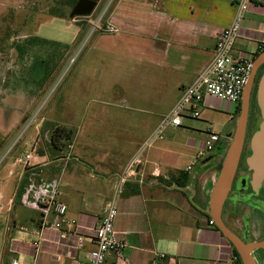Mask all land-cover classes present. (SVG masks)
<instances>
[{"label":"crops","instance_id":"obj_1","mask_svg":"<svg viewBox=\"0 0 264 264\" xmlns=\"http://www.w3.org/2000/svg\"><path fill=\"white\" fill-rule=\"evenodd\" d=\"M239 1L117 0L108 21L118 31L95 35L86 60L82 66L83 60L79 64L85 68L86 81L91 77L99 82L97 88L87 87L86 91L91 95L100 92L121 98L126 97L132 85L135 92L148 99L146 113L156 115L171 110L183 90L212 60L218 36L232 23ZM70 13L69 9L65 15L70 16ZM28 14L31 18L32 13ZM61 14L44 15L61 18ZM28 25L22 28L25 34ZM39 32L40 27L37 37ZM84 32L79 25L70 41L62 42H76L82 39ZM263 39L264 0H255L246 14L235 52L255 59L264 52L260 48ZM117 75L119 78L112 86L105 83L106 77ZM78 76L83 82L80 73ZM96 110L93 112L96 118L104 113ZM237 114L238 104L207 97L198 119L189 116L183 119L182 126L168 127L166 134L170 140L165 139L144 155L147 161L145 183L126 184L118 198L115 230L125 247L121 255L109 252L104 264H234L231 244L209 224L212 219L206 214L218 178L214 170L220 150L217 149L215 156L210 153L198 158L205 142L191 138L184 144L178 137L195 132L208 139L206 131L210 128L214 132L212 125H215L220 127L219 135L223 139L235 127ZM219 118L222 124L216 121ZM45 119L46 123L73 131L74 139L77 137L73 128ZM145 122L142 119L140 126L148 130ZM129 140L133 141L129 154L124 149L103 159L89 156L90 144L76 150L74 141L72 147L66 149L68 152H58L52 159L49 152L39 155L36 171L45 181L60 179V200L67 205V219L75 222L74 225L64 224L62 231L42 230L40 237L33 232L41 229V213L24 207L17 197L24 184V169L15 164L16 158L9 161L0 172V264H13V261L18 264H88L89 253L95 249V230L106 205L142 142V139L135 142L133 135ZM33 141L30 133L27 143ZM25 147L19 151H27ZM154 166L160 168L162 178L186 172L187 187L178 188L174 182V185L160 184L158 178L151 176ZM189 167L192 169L188 170ZM196 167L203 170L201 175L194 172ZM11 177L17 178L18 186L9 194L6 183ZM197 198L201 206L195 203Z\"/></svg>","mask_w":264,"mask_h":264},{"label":"rangeland","instance_id":"obj_2","mask_svg":"<svg viewBox=\"0 0 264 264\" xmlns=\"http://www.w3.org/2000/svg\"><path fill=\"white\" fill-rule=\"evenodd\" d=\"M63 1L65 0H0V29L9 27L5 29L11 30L14 43H18L12 51V61L9 66L5 65V59L0 61L3 62V66L0 67V159L11 147V142L27 116L39 108H41L38 120V124L41 125L40 135H43L44 125L47 122L45 117L73 128L77 133V137L73 140L76 150H83L85 145L90 144V155L87 154L96 160L124 149L126 154H129L133 146V141L129 140L132 135L136 138L135 142L142 139L137 152L170 110L156 115L146 113L149 101L135 92L132 85L126 97L121 98L100 92H93V96L91 92L86 91L87 87L99 86V82L91 77L86 81L87 73L84 67L81 68L89 53L88 48L92 39L85 43V31L82 39L76 42L71 44L62 42L70 41L74 30L81 26V23H78L76 18L71 21V18L45 17L46 14L51 13L52 8L56 12L68 13V7L59 9ZM28 13H32L31 18ZM26 25H28L27 34L23 31ZM38 27L40 32L37 37ZM17 45L21 46L20 50H17ZM73 58L76 60L71 63ZM7 68L10 70L8 78ZM79 73L83 82L79 81L81 79ZM118 78L119 75L115 78L106 77L105 83L112 86ZM96 109L104 111L97 116L99 119L93 114ZM142 119L146 120L145 125H149L148 130L146 126H140ZM216 121L222 124L221 118ZM212 126L215 127L214 132L220 134V127ZM29 133L35 141L37 131L34 126L31 132L26 134L23 139L25 141L0 166V172L9 161L31 151L34 143L36 151L33 155L39 156L40 149L45 153L49 152V135L48 140H43L44 136H38L35 142L27 143ZM146 133L149 135L147 138V135H144ZM191 138H196L200 143L208 141L204 139L202 133L195 132L183 134L178 140L188 144ZM165 139L170 140V136L165 134ZM24 143L30 147H25ZM24 147L27 151H19ZM68 151L64 150L63 153ZM49 158L52 159L54 156L49 153ZM88 170L92 172L91 169ZM194 172L201 175L203 170L196 167ZM6 184L7 192L12 194L16 191L18 180L14 177L8 178Z\"/></svg>","mask_w":264,"mask_h":264},{"label":"built area","instance_id":"obj_3","mask_svg":"<svg viewBox=\"0 0 264 264\" xmlns=\"http://www.w3.org/2000/svg\"><path fill=\"white\" fill-rule=\"evenodd\" d=\"M116 1L99 0L90 16L77 17L75 19L78 23L86 25L85 43L97 34L116 33L118 31L108 21V17ZM254 3L255 0H240L237 3V10L232 23L229 27L223 29L218 36L214 55L210 63L199 73L195 81L183 90L181 97L172 109L163 116L152 134L145 140L126 165L123 173L120 175L114 196L106 205L101 223L95 230V249L89 253L88 264H104L109 252L121 255L125 243L117 238L115 230V220L118 215V198L123 194L127 183L132 181L140 185L145 183L147 161L144 159V155L157 143L165 140L168 127L182 126L183 119L189 116L193 119H198L201 114V106H203L207 97L227 100L235 104L240 103L243 91L252 72L254 59L246 54L236 53L235 45L240 37L246 14ZM260 48H264V39ZM75 60L73 58L71 63H74ZM188 112L191 114H188ZM40 115L41 108L27 116V119L11 142V147L0 159V166L25 141L23 139H25L28 132H31V128L34 126L37 131L35 141L38 136H44L43 140H48V135L50 138L49 131L44 133L45 135H40L41 125L38 124ZM206 132L209 138L198 152V158H203L207 154L212 153L215 150L216 144L220 141V135L212 132L210 128ZM48 141L50 142V139ZM71 147L72 145H69V148ZM32 148L31 151H27L22 156L17 157L15 164L22 166L24 175L27 174L20 203L26 208L38 210L41 213V229L33 232L40 237L42 230L53 229L62 231L64 224L70 223L74 225L75 222L67 219V205L60 200V179L49 182L43 180L36 171L37 162L40 157L33 155V152L36 151L35 143L32 145ZM191 169L192 167L188 168V170ZM151 176L153 178L163 177L158 166L152 168ZM209 224L215 226L213 220H210ZM64 233L68 234L70 232L65 231ZM232 261L234 264H240L236 255L232 257ZM13 264H18V262L13 261Z\"/></svg>","mask_w":264,"mask_h":264},{"label":"flooded vegetation","instance_id":"obj_4","mask_svg":"<svg viewBox=\"0 0 264 264\" xmlns=\"http://www.w3.org/2000/svg\"><path fill=\"white\" fill-rule=\"evenodd\" d=\"M5 28L0 29V61L5 59V65L9 66L12 61V51L16 48L15 44L18 43H14V37L11 30L9 31V29ZM17 47V50H20L21 46L17 45ZM2 63L3 62H0V67L3 66ZM8 68L6 70L7 78L8 72L10 71ZM263 74L264 64L260 67L255 76L253 91L249 103L244 145L238 168L221 214L223 225L231 234L236 236L247 246H258L254 247L251 251V256L256 264H264V179L257 189L252 185L253 171L249 170L246 160L252 153L251 139L258 131L262 122V114L257 102V89L260 78ZM239 105L241 106V101L238 106ZM239 115L240 113L237 114V121ZM236 125L223 139H220L216 144L215 150L210 155L215 156L217 149L220 150V157L217 160V165L214 170L216 175H219L220 173L223 159L232 142ZM224 151L225 154L223 156ZM185 187H187V185L182 188ZM195 203L201 206L199 200L196 199ZM232 248L233 251L237 253L233 246ZM238 257L240 258L239 254Z\"/></svg>","mask_w":264,"mask_h":264},{"label":"water","instance_id":"obj_5","mask_svg":"<svg viewBox=\"0 0 264 264\" xmlns=\"http://www.w3.org/2000/svg\"><path fill=\"white\" fill-rule=\"evenodd\" d=\"M96 5L97 2L94 0H78L70 13V18L75 19L77 17L90 16ZM263 64L264 52H261L254 60L249 81L243 91L240 115L237 121L233 139L223 159L220 173L211 191L209 208L206 210V214L213 220L215 227L235 248L240 256L242 264H256L251 256V251L254 247L258 246H247L236 236L231 234L223 225L221 214L223 205L228 196L235 173L237 171L244 145L246 126L248 122L249 103L253 91L255 76ZM257 102L262 114V122L258 131L251 139L252 153L246 160L249 170L253 171L252 185L256 189L260 186L264 179V74L260 78L258 84Z\"/></svg>","mask_w":264,"mask_h":264},{"label":"trees","instance_id":"obj_6","mask_svg":"<svg viewBox=\"0 0 264 264\" xmlns=\"http://www.w3.org/2000/svg\"><path fill=\"white\" fill-rule=\"evenodd\" d=\"M78 0H65L62 3H60L61 8L59 9H65L67 6L70 9V12L72 11L73 7L76 5ZM94 1H99V0H94ZM58 7V6H57ZM56 12L53 8L51 10V13ZM62 14L60 15L61 18H66V19H70V16L65 15V12H61ZM59 14V13H58ZM72 20V19H71ZM82 29L86 31V25L85 24H81ZM264 51V48L262 49ZM240 105L238 106V114L240 113ZM47 131H50V144H49V153H51V155H56V153L58 152H63L64 150L66 151L67 148H69V145L72 144V141L74 140V136L75 133L69 129H66L64 127L61 126H55L52 125L50 123H45L44 125V129H43V134L46 133ZM70 141V142H68ZM216 148V147H215ZM40 156H45V152L42 151L40 149L39 151ZM27 178V174H25L24 178H23V183H25ZM189 176L186 172H180L177 177H169V178H158V181L160 184H171L174 185L173 182L175 183V185L179 188V187H184L186 185V183L188 182ZM130 183V182H129ZM132 183H137L132 181ZM128 184V183H127ZM138 184V183H137ZM24 187V184H23ZM23 187L21 186L17 197L20 200L21 194L23 192ZM235 255L238 257V254L236 252H234ZM239 263L242 264L241 259L238 257Z\"/></svg>","mask_w":264,"mask_h":264}]
</instances>
